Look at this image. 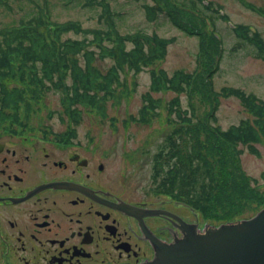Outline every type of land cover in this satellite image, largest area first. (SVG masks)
Returning a JSON list of instances; mask_svg holds the SVG:
<instances>
[{"label": "rangeland", "instance_id": "374dc122", "mask_svg": "<svg viewBox=\"0 0 264 264\" xmlns=\"http://www.w3.org/2000/svg\"><path fill=\"white\" fill-rule=\"evenodd\" d=\"M176 1H184L186 5H190L189 0ZM194 1L196 4L199 2ZM208 1L212 6L206 13L213 14L214 30L220 38L221 49L220 53L208 50L211 65H208L205 57L199 58L203 52L201 46L206 48L215 42L209 35V20L205 19L207 25L204 28L199 25L202 23L193 24L194 26L184 24L188 15L178 18L174 0H48L51 20L58 23L75 22L81 27V31H70L61 36L64 42L73 39L83 42L80 47L66 46L77 58V66L81 70L88 64L93 66L94 74L107 75V71L115 63L111 52L119 44L117 36L139 33L144 39L153 36L171 39L162 59L137 73L125 67L116 72L118 79L113 85L118 96L106 99L95 108L86 107L83 103L77 105V136L85 145L82 152L90 160L88 168L84 170L91 173L97 161L104 164L103 170L91 173L95 183L120 195L125 201H144L146 207L164 205L176 212L178 210L189 221H201L199 224L202 227L233 223L254 215L264 207V138L260 137V143L256 144L259 150V155H256L241 145L233 146L222 141L211 131L214 124L212 109L221 129L252 118L235 97L216 96L221 87H238L264 101V51L263 57L255 56L258 48L249 42L242 44L232 29L234 25H244L251 32L259 33L264 42V0ZM33 2L43 4L45 1ZM12 3L14 13L0 11V19L16 20L25 13L35 11L34 3L29 0H22L19 6L16 2ZM147 5L153 9L147 8ZM183 10L192 13L185 7ZM194 16L198 22L203 18L199 13ZM178 23L190 28L191 34ZM92 30L100 31L103 37L101 43L94 40ZM197 32L199 33L195 34ZM105 34H109V40ZM125 45L127 49L132 47L131 41H126ZM204 66L210 67L211 85L205 81ZM180 70L186 73L197 71L184 92L177 94L164 89L162 84H159L158 89L153 86L156 79H152V72L162 71L168 77ZM64 79L66 83L71 82L72 74L69 70ZM60 92L50 88L39 94L37 102L30 101L32 117L29 125L46 124L55 128L72 125L73 122L59 118L60 112L64 113ZM26 93L28 92H25V96ZM176 98L180 105L178 108L186 110L190 117L185 119L195 124L191 136H188V126L180 133L182 156L197 145L205 146L208 135H211L216 146L205 156L208 158L210 171L216 174L221 187L216 186L207 210L199 212V216L183 206L173 205V201L164 198L166 195L158 194L157 182L153 181L156 166L166 167V157L161 158L158 163L156 160L166 136L176 126L174 119L177 116L170 114V107H167ZM149 101L156 105L158 113L153 115L151 109H148L145 121H142L141 109ZM20 104L21 111H24L25 100ZM39 106L41 110L34 109ZM6 110L13 109L8 106ZM49 112H52L51 116ZM237 149L241 152L238 153ZM86 206L82 208L87 210ZM160 221L165 226H170ZM126 225L127 221L124 220V226ZM97 247L106 249L107 244L102 242Z\"/></svg>", "mask_w": 264, "mask_h": 264}, {"label": "trees", "instance_id": "16d2710c", "mask_svg": "<svg viewBox=\"0 0 264 264\" xmlns=\"http://www.w3.org/2000/svg\"><path fill=\"white\" fill-rule=\"evenodd\" d=\"M11 1H17V6H19L22 0H0V10L4 12L10 10L11 7L8 6V2ZM197 1L199 2L196 4V1L189 0L190 5H186L184 1L174 0L176 12H178L176 14L178 18H181V15H188L184 24L191 26L202 23L199 25L204 28L207 25L205 19L209 20L211 26L209 35L215 42L206 48L201 46L203 51L201 55L207 59L208 65H211L212 60L208 50L220 53V38L216 36L214 30L213 14L208 13V15L206 13V10L212 6L211 2L208 1L207 4H204L201 0ZM46 5L47 3L41 5L39 2H35V8L33 7L35 11L30 12V14L25 13L16 20L14 18L8 21L0 19V111L5 112L1 114V117L20 119L21 125L28 124L26 120L32 112L30 101L37 102L39 94L50 87L61 91L62 105L66 108L67 116L73 120L78 116V104L83 103L86 107L95 108L106 99L115 98L118 96L117 92H114L115 87L113 85L118 79L116 72L122 67L128 70L132 69L134 73L143 70L144 66L151 65L165 56L167 45L171 41L155 36L144 39L139 33L117 36L119 44H116L111 52L115 63L109 68L107 75L94 74L93 66H88V64L84 66V70H81L77 66V58L66 47L67 45L80 47L83 42L75 39L68 42L61 40V36L65 33L81 31L80 25L75 22L58 23L51 20ZM146 7L153 9L148 5ZM184 7L191 10L192 13L183 10ZM10 12L14 13V10ZM194 13H199L203 17L201 21L196 20L197 17L194 16ZM178 25L191 34V29L185 28L186 25L179 23ZM232 29L238 39L243 42L242 44L249 42L258 48L255 56L263 57L264 42H262L259 33L251 32L248 27L241 24H237ZM92 32L94 40L101 43L103 37L100 31L92 30ZM105 35L109 40V34ZM126 41H131V48L125 47ZM101 48L103 47L101 46ZM209 68L204 66V78L211 85ZM67 70L72 74L70 83H66L64 79ZM166 75L162 71L152 72V79H156V84L153 86L158 89L159 84H162L164 89L174 91L177 94L184 92L192 79L189 73H175L170 78ZM11 81L14 83L10 84ZM16 83L18 84L16 85ZM26 91L28 93L25 96ZM217 94L223 97L233 96L238 99L252 118L221 129L215 121L212 109L211 118L214 120V124L211 126V131L222 141L233 146L241 145L247 148L249 152L259 155L256 144L260 143V137L264 138V101L254 94L246 93L244 90L234 87H223ZM24 100L26 109L21 111L20 103ZM174 100L176 101L168 104L167 107H170V114L177 116L174 119L176 126L166 136L163 148L157 154L156 160L158 163L161 158L166 157V163L164 162L166 167L157 168L159 166H156L155 171H153V181L157 182L156 192L182 200L200 213L205 212L211 201L213 190L216 186L221 187L216 174L210 171L208 158L205 156V154L208 155L210 149L213 150L216 146L211 135H208L205 146L197 145L196 151L194 148L193 151H186L182 156L180 133L188 126V136H191L195 124L189 119H185V117L190 118L187 116V111L182 108L179 109L178 99ZM8 106L13 109L11 113H6L10 111L6 110ZM38 108L34 109L37 110ZM148 109H151L153 115L158 113L156 105L149 101L148 105L141 109L142 117L140 120L145 121V112ZM202 147L207 149L203 150ZM236 151L241 152L240 149Z\"/></svg>", "mask_w": 264, "mask_h": 264}, {"label": "flooded vegetation", "instance_id": "af4514ba", "mask_svg": "<svg viewBox=\"0 0 264 264\" xmlns=\"http://www.w3.org/2000/svg\"><path fill=\"white\" fill-rule=\"evenodd\" d=\"M4 123L0 119V264H146L154 243L180 237L173 219L157 211L164 205L125 201L94 182L92 174L104 164L97 161L92 174L84 170L90 160L77 130L68 132L72 126ZM102 242L106 249L97 247Z\"/></svg>", "mask_w": 264, "mask_h": 264}, {"label": "water", "instance_id": "95a60500", "mask_svg": "<svg viewBox=\"0 0 264 264\" xmlns=\"http://www.w3.org/2000/svg\"><path fill=\"white\" fill-rule=\"evenodd\" d=\"M183 237L164 245L152 264H264V209L253 218L207 229L182 227Z\"/></svg>", "mask_w": 264, "mask_h": 264}, {"label": "bare ground", "instance_id": "6f19581e", "mask_svg": "<svg viewBox=\"0 0 264 264\" xmlns=\"http://www.w3.org/2000/svg\"><path fill=\"white\" fill-rule=\"evenodd\" d=\"M76 131L77 130V127L73 126V127H70V129L68 130V132H72V131Z\"/></svg>", "mask_w": 264, "mask_h": 264}]
</instances>
